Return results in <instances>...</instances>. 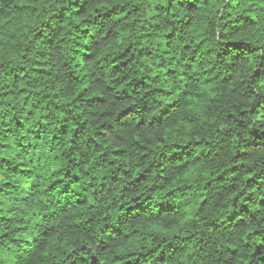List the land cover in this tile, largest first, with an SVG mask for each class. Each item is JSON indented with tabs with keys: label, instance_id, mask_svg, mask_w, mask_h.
<instances>
[{
	"label": "clouds",
	"instance_id": "1",
	"mask_svg": "<svg viewBox=\"0 0 264 264\" xmlns=\"http://www.w3.org/2000/svg\"><path fill=\"white\" fill-rule=\"evenodd\" d=\"M0 264H264V0H0Z\"/></svg>",
	"mask_w": 264,
	"mask_h": 264
}]
</instances>
